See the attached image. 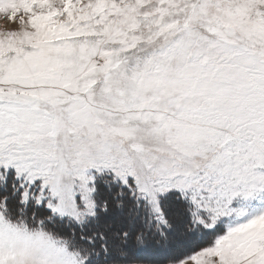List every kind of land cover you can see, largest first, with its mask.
<instances>
[{"label":"snow or ice","instance_id":"6c2138e0","mask_svg":"<svg viewBox=\"0 0 264 264\" xmlns=\"http://www.w3.org/2000/svg\"><path fill=\"white\" fill-rule=\"evenodd\" d=\"M0 16V264H264V0Z\"/></svg>","mask_w":264,"mask_h":264},{"label":"rangeland","instance_id":"374dc122","mask_svg":"<svg viewBox=\"0 0 264 264\" xmlns=\"http://www.w3.org/2000/svg\"><path fill=\"white\" fill-rule=\"evenodd\" d=\"M16 27H17L16 24L7 20L3 16H0V30H9V29H14ZM142 256L157 258V262L153 263L148 260V261H145V264H162L164 253L156 252V251H149L146 253H142Z\"/></svg>","mask_w":264,"mask_h":264},{"label":"trees","instance_id":"16d2710c","mask_svg":"<svg viewBox=\"0 0 264 264\" xmlns=\"http://www.w3.org/2000/svg\"><path fill=\"white\" fill-rule=\"evenodd\" d=\"M141 255H142V254H141ZM143 257H144V260H145V261H148V260H149L150 262H153V263H154V262H157V258L145 257V256H143Z\"/></svg>","mask_w":264,"mask_h":264}]
</instances>
